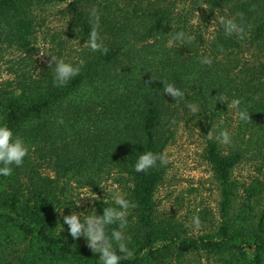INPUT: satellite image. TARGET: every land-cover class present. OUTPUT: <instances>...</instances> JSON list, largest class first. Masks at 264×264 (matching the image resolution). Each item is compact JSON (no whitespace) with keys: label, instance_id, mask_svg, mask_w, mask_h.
Here are the masks:
<instances>
[{"label":"trees","instance_id":"obj_1","mask_svg":"<svg viewBox=\"0 0 264 264\" xmlns=\"http://www.w3.org/2000/svg\"><path fill=\"white\" fill-rule=\"evenodd\" d=\"M63 2L0 0V73L14 62L8 55L20 52L0 83V124L29 148L22 166L0 176V264H100L83 237L70 236L60 212L71 192L101 194L111 178L137 205L126 229L133 254L121 264H264V181L256 178L240 195L234 177L246 159L264 167V0H71L69 38L79 46L65 61L81 71L57 87L48 63L31 66L38 8ZM238 13L243 38L212 24L216 14ZM93 24L106 54L84 46ZM179 31L195 39L170 45ZM205 56L211 66L199 62ZM162 81L184 99L163 94ZM220 98L240 99L251 123H230L235 112ZM181 124L204 133L220 191L218 224L198 234L161 213L157 193L168 164L134 168L145 151L166 153ZM224 129L230 145L208 139ZM99 198L90 209L102 215L112 201Z\"/></svg>","mask_w":264,"mask_h":264},{"label":"rangeland","instance_id":"obj_2","mask_svg":"<svg viewBox=\"0 0 264 264\" xmlns=\"http://www.w3.org/2000/svg\"><path fill=\"white\" fill-rule=\"evenodd\" d=\"M70 1L66 0L63 3L38 8V33L35 43L37 51L31 66L33 69L48 63L51 56L66 60L75 54L74 51L78 48L79 42L69 38L71 37L69 27L72 26V17L65 13ZM40 52L45 55L41 56ZM19 55L20 52L16 50L8 55V59H13L14 62L5 63L2 66L0 83L11 76L9 66L18 64L15 60ZM231 115L233 118L229 122L235 125L236 116ZM206 145L204 133L200 128L181 124L175 140L166 150L170 161L168 163L169 168L165 181L157 193L161 213L185 224L190 232L195 234L209 231L219 222L220 191L211 165L205 158ZM234 177L241 185L240 195L243 194L244 188L256 178H261L264 181V167L261 160L246 159L237 167ZM112 179L103 184L101 194L93 193L87 188L71 192L67 205L62 208L63 215H69L72 212L87 213L90 210V205H92L91 198L87 196L96 195L105 198L107 195L105 190L113 187L126 196L123 186ZM79 202L80 206L77 207ZM204 212L208 213L209 220L202 222L201 217ZM63 215L61 214L62 221ZM194 216L200 218L199 230H194L191 226Z\"/></svg>","mask_w":264,"mask_h":264},{"label":"clouds","instance_id":"obj_3","mask_svg":"<svg viewBox=\"0 0 264 264\" xmlns=\"http://www.w3.org/2000/svg\"><path fill=\"white\" fill-rule=\"evenodd\" d=\"M212 24L220 25L223 28L225 36L229 37L236 35L239 38H243L246 31L243 15L239 13L235 17L216 14ZM194 39L193 35L179 31L171 36L169 44L172 45L176 42L186 44L191 43ZM84 46L93 52L107 53L108 49L101 40L98 25H92ZM40 55L43 56L45 54L40 52ZM199 62L203 65L211 66L212 59L205 56ZM48 67L54 72L53 84L57 87L64 86L81 71L80 66H75L72 63L66 62L63 58L56 56H51ZM162 83L163 94L170 95L175 101L184 99V92L173 83L163 81ZM218 100L227 102L223 98ZM227 105L228 109L234 110L235 116L239 121L251 123L250 113L247 109H241L240 107V99H233L230 103L227 102ZM187 107L193 114L199 111L198 106L195 104L190 103ZM60 122L62 123L63 121L61 120ZM207 137L209 140L215 139L224 146L232 143L231 134L227 129L219 131L215 136L212 131H209ZM28 152L29 148L24 140L18 135L14 136L12 129L6 124H0V176H11L13 166H22ZM169 162L166 153L145 151L138 156L134 168L138 173H146L150 169L155 168L158 163L160 165H167ZM105 192L107 195L103 202H107V199H110L112 206L104 207L102 215H97L95 208H91L87 213L72 212L69 215H63V209L60 213L63 215V224L68 226L70 236L73 239L83 237L90 250L95 255H98L100 264H121L123 259L129 258L133 254L128 247L131 237L126 234V229L129 225L128 217L130 210L136 208L137 205L127 199L115 187L107 189ZM87 197H90L91 201L100 199L96 195ZM79 206L80 202L77 204V207ZM60 226L63 231V225ZM191 226L194 230H199L201 226L199 216L192 218ZM109 229L111 230L109 231Z\"/></svg>","mask_w":264,"mask_h":264}]
</instances>
